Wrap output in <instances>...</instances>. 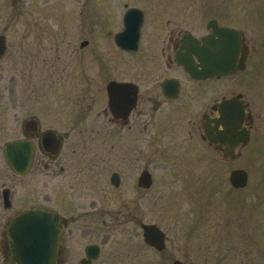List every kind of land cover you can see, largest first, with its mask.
Listing matches in <instances>:
<instances>
[{"label":"rangeland","instance_id":"obj_1","mask_svg":"<svg viewBox=\"0 0 264 264\" xmlns=\"http://www.w3.org/2000/svg\"><path fill=\"white\" fill-rule=\"evenodd\" d=\"M180 1L178 21L187 28L204 19L193 11L196 6L210 2ZM225 1L244 11L245 24L247 5L259 4L264 30V0ZM115 4L114 0H0V34L7 43L0 59V187L9 188L12 203L9 209L2 208L5 219L31 206L60 212L64 196V217L73 230L66 241L65 264H79L78 250L86 241L80 236L84 224L99 227L95 239L103 240L104 249L97 264H174L175 259L184 264H264V116L256 121L262 134L259 148H242L233 160L201 148L185 151L187 145L164 128L159 131L154 119L145 133L138 127L116 129L109 116L100 113L107 108L110 70L138 68L164 33L145 28L141 51L123 53L112 38L118 28L112 17ZM84 40L87 44L81 47ZM148 73L142 84L149 87L159 72L149 66ZM30 116H36L42 127L67 134L50 160L65 166L64 172L51 165L49 173L30 170L17 175L9 168L2 147L23 136ZM156 116L158 120L159 113ZM180 162L189 163V170L174 167ZM208 164L218 165L219 175ZM235 167L246 170L248 182L241 198L239 193L230 194L226 205L227 195L220 194L230 190L227 176ZM142 168L152 175L143 205L135 194ZM113 171L121 176L117 188L109 182ZM220 175L226 187L210 188L207 182ZM137 219L164 230L163 250L143 241Z\"/></svg>","mask_w":264,"mask_h":264},{"label":"flooded vegetation","instance_id":"obj_2","mask_svg":"<svg viewBox=\"0 0 264 264\" xmlns=\"http://www.w3.org/2000/svg\"><path fill=\"white\" fill-rule=\"evenodd\" d=\"M114 1L118 4L113 5L112 17L118 28H115L112 38L114 34L122 30L123 16L129 8H137L142 18L138 46L134 50H126L114 43L120 51L129 55L139 53L145 28L156 34L163 32L164 35L149 47L145 54L147 61L139 63L138 68L133 69L132 66H127L120 71L114 68L110 70L111 76L108 82L115 80L135 85L136 99L128 115L125 118L117 117L108 105L100 113L108 115L112 124L117 126L116 129L119 126L126 127L128 130L138 127L141 133L148 131L150 120L154 119L159 131L164 128L171 138H175V141L184 142L187 145L185 151L201 148L222 158L229 157L233 160L239 157L242 148L248 146L251 149L259 148L262 134L256 121L264 116V80L260 77L264 60V30H261L258 17L259 4L249 3L247 5L249 7L245 24L243 22L245 20L244 11L240 13L237 9L230 8L231 5L225 0H221L219 4L210 0L206 2L207 4L197 5L194 10L192 8L194 12L201 13L204 19L199 24L187 28L181 26L178 21L182 11L181 7H183L180 0H148L143 4H129L126 0ZM196 52L207 55V58H216L219 62H202L198 59ZM185 55L192 58L198 69L207 67L227 71L204 78L194 77L179 61ZM149 66L156 72L158 71L159 76L154 80L153 85L148 87L142 83L148 80ZM106 75L104 74L105 77ZM132 91L133 88L125 90L124 94L132 97ZM156 113H159L158 120ZM66 136L64 131L42 127L36 116L27 118L23 125V136L16 139H27L34 146L29 171L36 170L37 174L39 172L49 173L47 169L55 165L59 168V172H64L65 166H59L58 162H50V160H54L53 158L57 156ZM56 142L59 144L58 150L53 153ZM180 166L188 167V170L190 167L189 163L181 165L180 162L174 165V167ZM206 167H212L210 170L217 175L221 172L218 165L208 164ZM236 168L241 167L232 168L227 176L230 188L228 191H223L221 187V185L226 187L223 184L226 181L221 175L215 176L212 182H207L211 183L210 188L220 187L222 189L220 195L223 193L224 196L227 195L226 205L229 203L230 194L239 193L241 198L242 189L247 185L246 183L243 187H236L231 184L230 173ZM146 169L142 168L135 179L137 186L135 194L139 195L142 205L145 204L149 187L139 185V176ZM195 173L201 174L202 172ZM119 179L120 185V174ZM109 182L111 183V180ZM111 185L113 186L112 183ZM4 189L5 187L1 185L0 264H16L11 263L13 261L7 224L12 216L25 208L15 211L5 219L3 209H9L12 203L10 198V206L4 207ZM207 194L210 195L211 192L208 190ZM223 199L224 197H222V202ZM41 208L58 215L60 230L56 263L65 264L68 260L66 241L72 236L73 230L68 228V218L64 217V196L60 212L49 207ZM137 220L139 226L145 222ZM80 230V236L86 241L79 247L78 262L79 264H97L102 258L104 249L103 240L95 239L99 234V227L96 224H84ZM88 245L99 246V254L96 258L93 257L92 250L87 251Z\"/></svg>","mask_w":264,"mask_h":264},{"label":"water","instance_id":"obj_3","mask_svg":"<svg viewBox=\"0 0 264 264\" xmlns=\"http://www.w3.org/2000/svg\"><path fill=\"white\" fill-rule=\"evenodd\" d=\"M142 22L141 15L137 8H130L123 17V28L114 35L115 43L126 50H134L138 46L139 29ZM86 41L81 42V46ZM6 49L4 35H0V57ZM198 59L202 62H219L218 59L207 58V55L196 52ZM192 76L204 78L213 74L224 73L227 70L204 68L198 69L189 55L183 56L180 60ZM230 71V70H229ZM130 82H119L111 80L107 84L108 105L113 114L117 117H126L133 107L136 99V89ZM132 97L124 94L125 90L132 89ZM58 142L52 150L56 153ZM34 146L27 139L11 140L5 143L3 153L12 171L17 174H24L30 168ZM110 180L114 186L119 185L117 172L111 174ZM230 182L236 187H242L247 182V172L244 169H234L230 173ZM151 184V176L148 171H143L139 177V185L148 187ZM4 203L8 207L9 191L4 190ZM144 241L161 250L165 247L166 235L164 231L153 223L141 224ZM60 229L58 216L41 208L25 209L13 216L7 226L9 245L12 251L13 262L17 264H56L57 238ZM93 251V257L99 254V246L88 245L87 251ZM174 264H183L176 259Z\"/></svg>","mask_w":264,"mask_h":264}]
</instances>
